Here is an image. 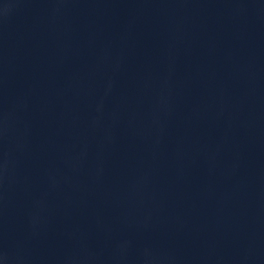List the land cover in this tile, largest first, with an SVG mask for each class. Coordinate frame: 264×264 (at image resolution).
I'll return each mask as SVG.
<instances>
[{"label": "water", "instance_id": "obj_1", "mask_svg": "<svg viewBox=\"0 0 264 264\" xmlns=\"http://www.w3.org/2000/svg\"><path fill=\"white\" fill-rule=\"evenodd\" d=\"M3 264H264V0H0Z\"/></svg>", "mask_w": 264, "mask_h": 264}, {"label": "clouds", "instance_id": "obj_2", "mask_svg": "<svg viewBox=\"0 0 264 264\" xmlns=\"http://www.w3.org/2000/svg\"><path fill=\"white\" fill-rule=\"evenodd\" d=\"M0 264H3V261L2 260H0Z\"/></svg>", "mask_w": 264, "mask_h": 264}]
</instances>
